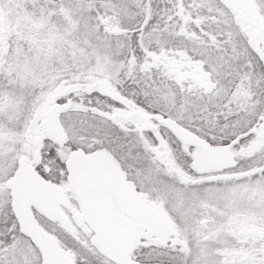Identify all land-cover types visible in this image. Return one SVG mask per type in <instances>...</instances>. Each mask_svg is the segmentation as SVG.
Listing matches in <instances>:
<instances>
[{
	"label": "snow or ice",
	"instance_id": "6c2138e0",
	"mask_svg": "<svg viewBox=\"0 0 264 264\" xmlns=\"http://www.w3.org/2000/svg\"><path fill=\"white\" fill-rule=\"evenodd\" d=\"M0 264H264V0H0Z\"/></svg>",
	"mask_w": 264,
	"mask_h": 264
}]
</instances>
